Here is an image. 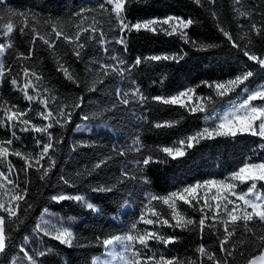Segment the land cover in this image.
Instances as JSON below:
<instances>
[{
	"label": "trees",
	"instance_id": "trees-1",
	"mask_svg": "<svg viewBox=\"0 0 264 264\" xmlns=\"http://www.w3.org/2000/svg\"><path fill=\"white\" fill-rule=\"evenodd\" d=\"M99 2L100 0H6L5 4H0V17H4L0 19V29L4 28L5 19L13 10L17 12L31 10L40 21L36 25L37 28L41 33L47 34L49 28L44 23L47 18L62 20L72 18L74 22L73 13L83 8L95 7ZM253 8L251 21L234 11L239 9L243 12ZM212 11L216 12L220 25L231 33L240 48L233 47L232 43L218 31L217 20L211 15ZM261 12H264V0H242V4H236L235 0H217L215 5L205 4L204 7L195 5L193 0H131L127 5L126 16L131 23L169 15L183 17L185 20L192 18L195 23L186 30L187 34L191 40L197 42V45H214L207 50H200L197 45L184 43L176 35L166 36L163 33L133 30L125 33L127 52H124L123 45L114 42L117 33L109 31L108 25L105 24L104 28L108 33L107 52L104 51V45L89 41L82 57L77 59L72 55L69 44L58 41L54 55L52 50L37 40L31 61L17 60L16 52L27 54L30 35L21 36L18 30H14L12 39L15 47L4 59L5 66L11 67V73H6L4 82L0 85V104L7 101L8 107L19 105L22 110L28 107L29 102L10 84L12 77L21 79L17 74L20 73L22 64L42 74L43 85L50 88L52 94L57 97L56 104L50 105L53 109L58 104L71 105L78 97H83V104L81 108L70 109L72 112L70 123L62 128L56 126L49 130L62 142L57 144L52 152L56 163L44 180L40 179L41 173L35 170H29L25 176L24 161L16 156L8 158L19 172L17 179L21 189L25 187L27 180V204H31L32 207L29 209L27 204H21L19 215L23 223L11 232V245L5 254L0 255V264H12L14 259L22 257L21 244H24L32 254L41 250L47 253L43 257L36 256L40 264H91L94 257L98 258L105 252L98 238L123 234L131 230V225L138 223L140 214L148 205L150 194L163 196L197 182L227 180L245 163L264 162V147H261L264 139L250 134L202 140L195 147L185 148L187 154L175 160L157 150L160 147L177 146L179 140L205 127L206 117L220 106L240 98L241 88L244 87L242 85L228 95L217 97L202 82H223L245 70H252L254 76L246 82L247 86L250 88L258 82L264 83V72L259 70L255 62L248 60L241 50L247 48L252 53L264 56V33L255 36L249 32L251 23L259 25L264 21ZM85 15L100 18L96 12ZM13 20L16 25L20 23L18 17H13ZM30 23H35V20L30 18ZM66 31L70 34L74 29L69 25ZM245 33L251 36V44L244 36ZM0 42H8V37L4 36L2 31ZM178 52L187 53L179 63L145 59L152 55ZM112 55H120L128 64H132L140 57L142 63L126 72L125 76H110L103 84L97 86L96 91H89L87 84L90 83L97 62L111 63ZM61 57V63L76 76L79 86L68 81L57 71V60ZM136 86L149 98L147 102L140 103L132 99L127 106L117 104L115 110L104 111L115 103L116 89L127 92ZM188 87H195L198 96L213 95L214 103L206 112L192 114L177 105H164L151 99L155 96H172ZM28 91L29 94H35L31 88ZM195 100L194 96L192 102ZM37 110L39 106L34 104L33 112L28 114V118L37 125L46 123L36 117ZM84 115H88L89 119H82ZM177 120L180 122L174 127H154L157 122ZM85 123L93 124L95 127L89 132H84L81 128ZM17 135L20 139H14L12 147L34 155L40 151L36 139L47 140L46 136L41 137L40 134L31 131L20 132L18 128ZM136 137H139L144 146L141 153L133 150ZM9 138L10 130L0 127V140ZM114 149H123L126 155H119ZM148 154H152L154 159L160 162L150 163L147 167L138 166L136 161ZM109 156L111 159L99 169L92 171L91 175L77 177V173L92 170L98 161ZM42 163H47V157ZM7 167V164L0 162V168L6 170ZM124 170L135 175L136 179L118 184L112 192L92 190L97 186L117 183ZM61 177L71 183L65 184ZM257 187L264 192V183H258ZM198 192L202 196V188L198 189ZM60 194L83 196L99 211L89 210L72 200L56 202L51 199L52 196ZM152 203L158 209L166 207L155 201ZM181 208L188 216L197 220L200 218V213L187 205L181 204ZM44 209H47V212ZM42 221L57 226L63 223L69 227L76 237L73 246L68 247L50 236H44L42 232L35 231L36 224ZM254 223L255 227L251 232L237 228L236 235L230 242V245L234 246V251L232 257H227L229 264H246L251 255L258 253L262 246L258 237L264 234V226L258 222ZM138 227L140 229L147 227L149 230L158 228L163 234L178 238L167 247L150 241L149 255L156 253L157 256L179 257L188 264L190 260H197L196 249L203 244L221 260L226 257L219 249L222 229L219 232L215 229H205L201 237L196 231H184L167 226H146L138 223ZM25 237L28 238L26 244ZM20 263L26 261L21 260ZM204 264L211 262L205 259Z\"/></svg>",
	"mask_w": 264,
	"mask_h": 264
},
{
	"label": "snow or ice",
	"instance_id": "snow-or-ice-1",
	"mask_svg": "<svg viewBox=\"0 0 264 264\" xmlns=\"http://www.w3.org/2000/svg\"><path fill=\"white\" fill-rule=\"evenodd\" d=\"M5 2L6 0H0V4H5ZM130 2L131 0H100L95 7L83 8L73 13L74 22H72V18L62 20L49 17L44 21L49 28L47 34L41 33L37 28L36 25L40 21L36 18L34 12H31V10L29 12H17L13 10L10 16L5 19L4 28L0 29L3 35L8 37L7 43L0 42V85L3 84L6 73H11V67L5 66L4 59L15 47L12 39L14 30H18L21 36L30 35V47L27 54L16 52L17 60L28 61H31L33 57L37 40L47 46L49 50H52L54 55L58 41L69 44L71 45L72 55L77 59L82 57L83 52L88 47L89 41H95L104 45V51L107 52L108 33L105 31V24L108 25L109 31L117 33L114 42L123 45L124 52H127L125 33H130L133 30L136 32L143 30L153 34L163 33L166 36L176 35L184 43L197 45V42L191 40L186 31L195 23L192 18L185 20L183 17L169 15L164 18H153L131 23L127 20L126 16L127 5ZM216 2L217 0H193V3L200 7H204L205 4L215 5ZM235 2L236 4H242V0H235ZM234 11H237L249 21L252 20L254 14V8L243 12H240L239 9H234ZM93 12L98 13L100 18L85 15V13ZM211 15L217 20L218 31L232 43L233 47L240 48L241 46L233 39L231 33L220 25L216 12L212 11ZM261 15L264 16V12H261ZM13 17L20 19L18 25L15 24ZM30 18L34 19L35 23H30ZM0 19H4V17H0ZM69 25L74 29L70 34L66 31ZM249 32L255 36H261L264 33V21L259 25L251 23ZM244 36L248 39V43L251 44L252 40L249 33H245ZM197 47L200 50H207L214 47V45L199 44ZM241 50L248 60L255 62L259 66V70L264 72V56L252 53L247 48ZM185 55L187 53L178 52L152 55L145 59L155 62L172 61L179 63L184 59ZM61 59L62 57L57 60V71L61 72L68 81L79 86L78 79L69 71L68 67H65L61 63ZM110 59L111 63L97 62L95 71L92 72L90 83L87 84L89 91H96L97 86L103 84L110 76H125L126 72H130L132 68L142 63L140 57H137L132 64H128V61L120 55H112ZM17 75L21 79L12 77L10 84L14 90L22 94L23 98L29 102V105L26 109L22 110L19 108V105L8 107L7 101L0 104V127L7 128L11 132V138L0 140V162L8 165L6 170L0 168V255L5 254L11 245V232L17 229L19 224L23 223L19 213L21 204H27L28 196L27 180L25 181V187L21 189L20 182L17 179L19 172L11 165V161L8 158L16 156L24 161L23 171L25 176H27L29 170H35L41 173L40 179L44 180L48 177L56 163L52 152L55 146L62 142L54 137L49 130L56 126L62 128L67 123H70L72 115L70 109L81 108L83 104V97H78L71 105L67 103L58 104L53 109L50 105L56 104L57 97L52 94L50 88L43 85L44 77L42 74L22 64L21 71ZM253 76L254 72L252 70H245L223 82H202L217 97L228 95L243 85L244 87L241 88V91L246 93V97L239 103L231 104L224 112L217 113L214 117H206V126L179 140L177 146H165L157 150L166 154V157L175 160L187 154L185 148L195 147L202 140H212L218 137L234 138L242 134H250L264 139V84L255 89H249L246 82ZM30 88L34 91V95L29 94L28 90ZM194 96L196 100L192 102ZM115 97V103L111 108L104 109V111L115 110L117 104L127 106L132 102V99H136L140 103L147 102L149 99L138 86L131 88L127 92L116 89ZM151 99L164 105H177L192 114L206 112L208 107L214 103L213 95L206 97L198 96L196 95L195 87L185 88L172 96H155ZM256 101L260 103H254ZM34 104L39 106V110L35 112L36 117L46 123L37 125L28 118V114L33 112ZM82 119L88 120L89 116L84 115ZM179 122V120L157 122L154 127H174ZM17 128L20 132L31 131L40 134L41 137H47V140L43 138L36 139L37 147L40 149L38 153L34 155L33 153L22 152L12 147L14 139H20L17 135ZM133 143L135 144L133 150L141 153L144 146L140 142L139 137H136ZM261 147H264V144ZM114 151H117L119 155H126V151L123 149H114ZM45 157H47L46 164L42 163ZM108 159H111V156L98 161L92 170L85 173H77V177L91 175L92 171L106 164ZM153 162L160 161H156L152 154H148L143 156L142 159L137 160L136 164L147 167ZM61 179L64 178L61 177ZM130 179H136L135 175L131 174L128 170H124L117 183L97 186L92 190L95 192H112L117 188L118 184H122ZM145 182H147L146 178ZM64 183L70 184L71 182L64 179ZM245 183L249 184L247 191L237 192V187ZM258 183H264V162L245 163L238 171L232 173L227 180L217 181L213 179L197 182L163 196L150 194L148 205L140 214L138 223H143L146 226L159 225L173 229L178 228L184 231H196L201 237L205 229H215L217 232L222 229V236L219 238V249L222 253L226 254L225 259L221 260L217 257L216 253L209 252L201 244L196 249L198 253L197 260H190L188 264H204L205 259L210 261L211 264H229L227 257H232L234 251V246L230 245V242L236 235L237 228H243L244 231L251 232L252 228L255 227L254 222H258L261 226H264V192L257 189ZM201 188L205 189L203 196L198 192V189ZM211 189H215V192L209 197L208 191ZM51 199L56 202L72 200L82 204L83 207L89 210L99 211L94 204L89 203L85 197L80 195L70 196L60 194L52 196ZM153 201L166 207L158 209L152 203ZM181 204L187 205L193 211H198L200 218L197 220L195 217L188 216L181 208ZM31 207V204H27V208L30 209ZM44 211L47 212V209H44ZM138 223H133L131 230L126 233L98 238L99 243L105 249L107 258L100 259L94 257L91 264H117V262L119 264H185L179 257L157 256L156 253L149 255L148 253L151 252L150 241H155L167 247L169 244L175 243L178 238L165 235L158 228L149 230L145 227L144 229H140ZM9 225L12 227H9ZM35 231L42 232L44 236H50L68 247H72L73 241L76 239L74 232L69 227H64L63 225L59 227L52 226L44 221L36 224ZM258 240L262 246L259 248L257 254L251 255L247 259L246 264H264V234H261ZM27 242L28 238L25 237V244ZM20 252L23 256L14 259L12 264H20L21 260L26 261V264H40L36 256L43 257L47 254L43 250L32 254L24 244L20 245Z\"/></svg>",
	"mask_w": 264,
	"mask_h": 264
},
{
	"label": "rangeland",
	"instance_id": "rangeland-1",
	"mask_svg": "<svg viewBox=\"0 0 264 264\" xmlns=\"http://www.w3.org/2000/svg\"><path fill=\"white\" fill-rule=\"evenodd\" d=\"M261 84H264V83H262V82H258V83H256L253 87H250L249 89H255V88H257L258 86H260ZM245 97H246V93L242 92V95H241L240 98H238L237 100H235V101H233V102H229V103H226V104L220 106L217 110H215L214 112H212L208 117H210V116H213V117H214L217 113H222V112H224L226 109H228V108L230 107L231 104L239 103V102H240L242 99H244ZM254 103H257V104H258V103H260V102H259V101H256V102H254ZM93 127H95L93 124L85 123V124L82 126L81 130L84 131V132H89ZM246 184H247V183H245V184H240V185L237 187L236 191H237V192H245V191H247L249 185H248L246 188H243L244 186H246ZM257 189H258V187H257ZM258 190H259V189H258ZM259 191H260V190H259ZM204 192H205V189L202 188V196H203ZM214 192H215V189H211V190H209V191H208V196L210 197L211 195L214 194ZM233 199H235V198L233 197ZM212 203H215V202H212ZM230 207H231V206H230ZM249 210H250V209H249ZM48 225L57 226V225H55V224H51V223L48 224ZM61 225H63L64 227H66L63 223H61L59 226H61ZM59 226H57V227H59ZM98 258H100V259H105V258H107L106 255H105V252H104V254H103L102 256H100V257H98ZM20 264H26V263H20ZM117 264H119V262H117Z\"/></svg>",
	"mask_w": 264,
	"mask_h": 264
}]
</instances>
